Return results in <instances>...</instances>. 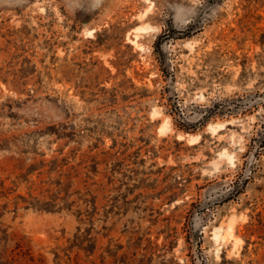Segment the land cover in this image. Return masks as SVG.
<instances>
[{
  "label": "rangeland",
  "instance_id": "1",
  "mask_svg": "<svg viewBox=\"0 0 264 264\" xmlns=\"http://www.w3.org/2000/svg\"><path fill=\"white\" fill-rule=\"evenodd\" d=\"M0 264H264V0H0Z\"/></svg>",
  "mask_w": 264,
  "mask_h": 264
},
{
  "label": "trees",
  "instance_id": "2",
  "mask_svg": "<svg viewBox=\"0 0 264 264\" xmlns=\"http://www.w3.org/2000/svg\"><path fill=\"white\" fill-rule=\"evenodd\" d=\"M164 40H166V39H163V41ZM159 47L160 46L158 44L156 47L157 50L155 52L158 55L161 73H163L165 75V78H169L171 81H173L176 70L171 68L172 66L170 65V63H168L169 62L168 54L165 53L164 51L160 50ZM120 88H121V86H119L118 89H116L115 87H113L111 89H106L105 87H103V89L100 90L99 94H93V96H95L96 103L101 105L104 109L113 108L117 104L116 100L119 98V92H120L119 89ZM142 90H146V89L137 87L132 82V80H130V93L133 92L132 95H130L131 100L134 99L136 96H139L140 94L138 92L142 91ZM217 110L218 109H216V106L205 108L204 109L205 119L207 117H211L212 114L217 112Z\"/></svg>",
  "mask_w": 264,
  "mask_h": 264
}]
</instances>
